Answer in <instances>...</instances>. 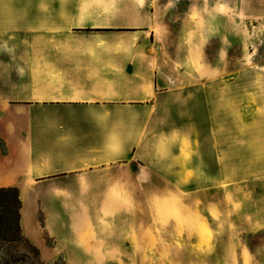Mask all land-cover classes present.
<instances>
[{
  "label": "rangeland",
  "instance_id": "374dc122",
  "mask_svg": "<svg viewBox=\"0 0 264 264\" xmlns=\"http://www.w3.org/2000/svg\"><path fill=\"white\" fill-rule=\"evenodd\" d=\"M151 1L159 6L151 41L137 43L145 28L138 21L116 39L128 53L102 58L151 61L168 83L156 92L196 83L198 112L179 123L151 121L163 139L145 144L146 169L92 170L81 183L54 184L66 187L61 200H20L28 230L44 213L69 215V223L54 221L53 232L39 222L42 252L21 220L15 228L14 186H0V264H264V0ZM14 11L0 7L3 108L24 95L32 76L58 75L76 58L38 55L46 41L16 32ZM19 105L9 104L27 111ZM13 122L2 115L0 128Z\"/></svg>",
  "mask_w": 264,
  "mask_h": 264
},
{
  "label": "crops",
  "instance_id": "0c3cea01",
  "mask_svg": "<svg viewBox=\"0 0 264 264\" xmlns=\"http://www.w3.org/2000/svg\"><path fill=\"white\" fill-rule=\"evenodd\" d=\"M1 6L14 7L16 32L46 41L37 48L38 55L76 57L62 65L58 75L32 76L24 95L4 108L0 102V118L27 121L26 125L13 122L11 127L0 128V186H14L20 200H61L60 192L66 187L56 189L54 184L81 183L92 170L119 164L146 169L145 144L150 148L156 145L155 138L163 139V135L152 134L151 121L164 118L179 123L198 112L196 83L156 92L158 85L168 83L151 61L115 64L102 58L108 52L112 57L128 53L131 47L116 39L127 31L124 28L137 27L132 24L142 22L145 27L136 39L138 44L151 41L159 11L151 0H14L11 4L0 0ZM151 50L147 47L146 54ZM17 102L27 111L19 113ZM73 189L66 192L73 195ZM79 196L93 199L88 194ZM98 205L103 209L104 196ZM61 213L56 219L44 213L40 221L35 216L28 230L20 211L24 233L41 252L39 222L44 223L46 233L56 231L55 220L60 225L68 222L69 215Z\"/></svg>",
  "mask_w": 264,
  "mask_h": 264
},
{
  "label": "trees",
  "instance_id": "16d2710c",
  "mask_svg": "<svg viewBox=\"0 0 264 264\" xmlns=\"http://www.w3.org/2000/svg\"><path fill=\"white\" fill-rule=\"evenodd\" d=\"M13 188L15 191H16V194L14 196V201L16 202L17 204V211H16V220H15V228L20 231V213H19V209H20V206H21V202H20V199H19V196H18V191L15 187H11Z\"/></svg>",
  "mask_w": 264,
  "mask_h": 264
}]
</instances>
